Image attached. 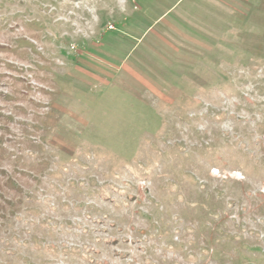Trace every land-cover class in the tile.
<instances>
[{
    "label": "rangeland",
    "instance_id": "1",
    "mask_svg": "<svg viewBox=\"0 0 264 264\" xmlns=\"http://www.w3.org/2000/svg\"><path fill=\"white\" fill-rule=\"evenodd\" d=\"M0 264H264V0H0Z\"/></svg>",
    "mask_w": 264,
    "mask_h": 264
}]
</instances>
